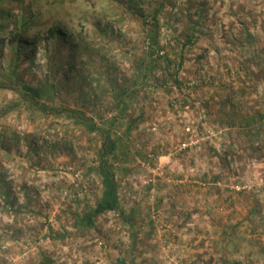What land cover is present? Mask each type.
<instances>
[{
	"label": "rangeland",
	"instance_id": "1",
	"mask_svg": "<svg viewBox=\"0 0 264 264\" xmlns=\"http://www.w3.org/2000/svg\"><path fill=\"white\" fill-rule=\"evenodd\" d=\"M133 1L149 8L152 0ZM1 5L29 24L28 33L61 23L92 36L95 23L111 21L115 36L101 51L108 61L88 65L101 86L58 77L52 104L109 129L120 207L94 215L90 232L77 228L101 199V137L82 136L63 119L10 110L18 88L3 86L0 113H9L0 115V264H38L43 256L53 264H264V0H166L159 53L174 61V73L155 69L145 80L137 64L149 22L120 4ZM9 22H0V79L19 63L25 81H43L46 43L32 61L18 62ZM107 74L131 87L137 80L122 94V116Z\"/></svg>",
	"mask_w": 264,
	"mask_h": 264
},
{
	"label": "trees",
	"instance_id": "2",
	"mask_svg": "<svg viewBox=\"0 0 264 264\" xmlns=\"http://www.w3.org/2000/svg\"><path fill=\"white\" fill-rule=\"evenodd\" d=\"M8 0H0V22L10 21L12 24L8 32L7 42L14 48L13 54L15 60L18 62L22 60L32 61L36 52L41 49V43H46L42 50L46 54V76L43 81L37 84H32L31 81H25L18 73L19 63L12 65V69L8 72L6 77L0 79V89L3 86L17 89V99L20 101L12 103L10 110H17L18 113L29 112L30 117L33 119L39 115L45 122H53V120L63 119L70 123L69 128L78 131L82 136H95L101 137V145L96 151L97 165L96 172L100 177L102 187L101 199L96 206L91 210V213H84L82 218L77 220V228L84 229L81 232H90L93 228V217L96 214L117 211L119 210L118 200V185L115 177V150L116 143L111 139L109 129L102 128L92 117L88 116L85 112L78 109H72L64 105L55 106L52 104L53 100L58 94L57 80L61 77L63 81L68 84L75 85V83L86 86L89 90L93 86L100 87L101 76L94 70L91 73L88 70L89 64H94L97 61L107 62L108 58L101 51L105 43L110 45L115 36V28L111 21L104 18V22L95 23V28L92 36L83 35L80 32L73 33L61 23H53L48 25L43 31H36L28 33L29 24L24 22L19 15H13V12L4 10L3 4ZM112 3L120 4L131 13V16L144 23L149 22V31L145 34L144 40L147 42V51L138 63V72L140 77L145 80L148 76L153 75L154 70H162L166 76L173 74L174 61L170 59L168 54L160 55L161 48L158 43V32L161 27L159 18L161 12L165 7L166 0H149L151 3L149 8L137 5L136 3H128V0H110ZM153 6V7H152ZM23 10L24 7H23ZM28 9V14H32ZM26 12V11H23ZM31 17V16H30ZM15 19V21H13ZM189 18L186 21V26L189 23ZM147 22V23H148ZM33 22L30 23V25ZM2 24V25H1ZM0 24V33L3 31V23ZM184 34L187 42L193 41L196 36L184 28ZM5 38L0 39L3 45ZM4 46V45H3ZM3 48V47H2ZM108 73V68H106ZM164 80L167 79L165 78ZM134 79V85L136 83ZM106 83L109 86V93L113 94L119 99L116 111L118 116H122L123 100L122 94L127 96L130 94L132 87L129 84L120 83L116 78L107 74ZM93 85V86H92ZM91 86V87H90ZM100 92L105 95L104 90ZM17 95V94H16ZM125 108V107H124ZM9 113V110L2 111L0 115L3 117ZM114 162H113V161ZM0 182H4L0 178ZM84 228H83V227ZM38 264H53V261L46 256H43Z\"/></svg>",
	"mask_w": 264,
	"mask_h": 264
}]
</instances>
